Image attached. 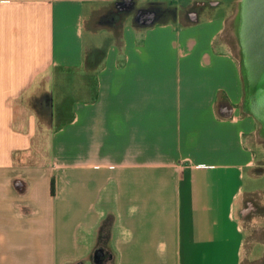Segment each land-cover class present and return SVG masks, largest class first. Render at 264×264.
Returning <instances> with one entry per match:
<instances>
[{
    "label": "crops",
    "instance_id": "obj_1",
    "mask_svg": "<svg viewBox=\"0 0 264 264\" xmlns=\"http://www.w3.org/2000/svg\"><path fill=\"white\" fill-rule=\"evenodd\" d=\"M127 2L0 0V264L264 256V215H236L264 207V124L227 13Z\"/></svg>",
    "mask_w": 264,
    "mask_h": 264
},
{
    "label": "water",
    "instance_id": "obj_2",
    "mask_svg": "<svg viewBox=\"0 0 264 264\" xmlns=\"http://www.w3.org/2000/svg\"><path fill=\"white\" fill-rule=\"evenodd\" d=\"M238 23L246 109L264 124V0H241Z\"/></svg>",
    "mask_w": 264,
    "mask_h": 264
},
{
    "label": "rangeland",
    "instance_id": "obj_3",
    "mask_svg": "<svg viewBox=\"0 0 264 264\" xmlns=\"http://www.w3.org/2000/svg\"><path fill=\"white\" fill-rule=\"evenodd\" d=\"M120 1V0H115ZM181 3H186L189 0H179ZM220 3L218 4V2ZM134 0H132V3ZM205 4V7L213 8L217 4L218 11L227 13L226 21H225V29L222 35L216 40V45L221 47L226 53L235 57L240 64V68L242 71V45L239 38L238 33V21L239 14L241 12V0H191V4L189 5V9H197ZM123 5V4H120ZM117 4H114L113 7L117 8ZM243 80L244 74L242 71ZM244 93H245V82H244ZM245 95V94H244ZM260 212L264 215V207L258 205L253 202L252 199L244 198L241 204H237L236 215L241 222L248 223L251 222V219L254 215ZM110 264V263H109ZM245 264H264V256L255 261L246 260Z\"/></svg>",
    "mask_w": 264,
    "mask_h": 264
},
{
    "label": "trees",
    "instance_id": "obj_4",
    "mask_svg": "<svg viewBox=\"0 0 264 264\" xmlns=\"http://www.w3.org/2000/svg\"><path fill=\"white\" fill-rule=\"evenodd\" d=\"M52 191L54 192V180L52 182Z\"/></svg>",
    "mask_w": 264,
    "mask_h": 264
},
{
    "label": "bare ground",
    "instance_id": "obj_5",
    "mask_svg": "<svg viewBox=\"0 0 264 264\" xmlns=\"http://www.w3.org/2000/svg\"><path fill=\"white\" fill-rule=\"evenodd\" d=\"M244 102H245V103H244V104H245V107L248 109L249 107L247 106L246 101H244Z\"/></svg>",
    "mask_w": 264,
    "mask_h": 264
},
{
    "label": "built area",
    "instance_id": "obj_6",
    "mask_svg": "<svg viewBox=\"0 0 264 264\" xmlns=\"http://www.w3.org/2000/svg\"><path fill=\"white\" fill-rule=\"evenodd\" d=\"M130 2H127L126 5H128L129 3H131V0H129Z\"/></svg>",
    "mask_w": 264,
    "mask_h": 264
},
{
    "label": "flooded vegetation",
    "instance_id": "obj_7",
    "mask_svg": "<svg viewBox=\"0 0 264 264\" xmlns=\"http://www.w3.org/2000/svg\"><path fill=\"white\" fill-rule=\"evenodd\" d=\"M203 5H205V4H203Z\"/></svg>",
    "mask_w": 264,
    "mask_h": 264
}]
</instances>
